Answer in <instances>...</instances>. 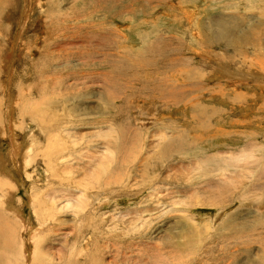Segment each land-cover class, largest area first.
<instances>
[{
	"label": "rangeland",
	"instance_id": "rangeland-1",
	"mask_svg": "<svg viewBox=\"0 0 264 264\" xmlns=\"http://www.w3.org/2000/svg\"><path fill=\"white\" fill-rule=\"evenodd\" d=\"M263 171L264 0H0V264H264Z\"/></svg>",
	"mask_w": 264,
	"mask_h": 264
},
{
	"label": "bare ground",
	"instance_id": "bare-ground-1",
	"mask_svg": "<svg viewBox=\"0 0 264 264\" xmlns=\"http://www.w3.org/2000/svg\"><path fill=\"white\" fill-rule=\"evenodd\" d=\"M219 27H220V30H222L221 29V27H223V31L222 32H218V34L216 35V40H218V41H224V40H226L227 38H229V36H230V34H228V30L226 29V25L224 24V23H220V25H219ZM224 33H226V35H224ZM209 35H214L212 32L210 33L209 32ZM21 36V35H20ZM232 37V41H231V43L230 44H232V45H236L238 42H240V41H243V39L242 38H238V37H235V36H231ZM21 38V37H20ZM157 38V37H156ZM19 39V38H18ZM50 40V39H49ZM178 40V39H177ZM66 43V42H65ZM150 43V46H153V48H143L142 49V54L144 53L145 54V56H147L146 58V60H150V58H151V56H152V53H153V51L154 50H157V49H160L162 46H159L158 45V43H159V41H158V38L157 39H155L153 42H149ZM225 44L228 46V41H226L225 42ZM229 44V45H230ZM243 45V44H242ZM18 46V45H17ZM151 52V53H150ZM140 53V52H139ZM31 54V53H30ZM32 54H34V53H32ZM198 54V53H197ZM199 55H201V54H199ZM72 57V56H71ZM40 58V57H39ZM47 58V57H46ZM65 58V57H64ZM61 59V58H60ZM67 59H69V57L67 58ZM67 59H65V61H68ZM140 60V59H139ZM143 60V59H142ZM141 61V60H140ZM63 62H64V60H63ZM137 63V62H136ZM178 63L181 65V63H183V61L182 60H180V62L178 61ZM178 64V65H179ZM34 68V67H33ZM193 69V68H192ZM59 70V69H58ZM58 70H56L55 72H58ZM194 70V69H193ZM193 70H190V69H188L187 71H186V73H194V71ZM46 71V70H45ZM55 72H53V73H55ZM49 73H51V72H49ZM59 73V72H58ZM196 73H197V71H196ZM146 74H148V75H150V77H152L151 76V73L148 71ZM46 75V74H45ZM146 77H147V79H149L148 81H150L149 83H148V86H154L153 88H156L157 90H158V87L160 86V85H156V84H160L159 82H156V80L155 79H152V78H150L149 76H147L146 75ZM41 78V77H40ZM54 78V77H53ZM147 81V82H148ZM161 88H162V90H163V92L164 93H162L161 94V97H163V99L162 98H160L159 97V99L158 100H162V101H164V99L167 101H169L170 103H171V101H170V97H169V95H170V93L171 92H173L174 91V87H170V85L169 86H166V85H161ZM157 90H156V92L155 93H158L157 92ZM159 91V90H158ZM26 97V96H25ZM169 97V99H166V98H168ZM178 97V99H180V100H182L183 101V98H181V97H179V96H177ZM43 99V98H42ZM28 100V99H27ZM44 100V99H43ZM153 100H155V99H153ZM44 102V101H43ZM18 103H20V102H18ZM17 103V104H18ZM181 104V103H180ZM53 105H54V103H53ZM197 109V110H196ZM195 110H194V114H196V112L197 111H199L201 108L200 107H197ZM203 112V111H202ZM31 116V115H30ZM32 117H35L34 116V114L30 117V118H32ZM41 117H43V119H39L40 120V125H43V126H45V125H47V122H49V123H51V121H47L46 120V118H45V116H41ZM194 117V116H193ZM45 118V119H44ZM46 130V129H45ZM41 131H42V129H41ZM49 132V131H48ZM33 146H34V144H33ZM18 150H15V152H17ZM32 149L30 148L29 150H28V152L25 154V157L29 154V153H32ZM244 151L242 150V152H241V154L243 153ZM46 155H47V153H45ZM240 154V155H241ZM11 155V154H10ZM237 155V154H236ZM240 155H239V158H240ZM36 155L34 154V157H35ZM235 156V155H234ZM262 157V156H261ZM260 157V158H261ZM23 158V157H22ZM31 158V157H30ZM48 158V157H47ZM217 159H218V157H217ZM237 159H238V156H237ZM23 160V159H22ZM213 160V157L212 156H210V162ZM224 160V159H223ZM262 160V159H261ZM31 161H33V160H31ZM31 161H30V159H29V156H28V158L26 159V164H25V166L27 167V165L28 164H31ZM259 161V160H258ZM30 162V163H29ZM51 162V161H50ZM226 162H227V160H226ZM254 163V162H253ZM52 164V163H51ZM228 164V163H227ZM261 164V163H260ZM30 166V165H29ZM28 166V167H29ZM27 167V168H28ZM208 167H209V170H210V172H213V171H215V169H213V168H211L210 166H209V164H208ZM49 169V168H48ZM52 169V168H51ZM8 170V169H7ZM202 170H203V174L206 172L205 171V168H202ZM50 172V171H49ZM264 172V171H263ZM9 173H11L10 172V170H9ZM51 175V174H50ZM31 176V175H30ZM52 176V175H51ZM262 178V177H261ZM124 179V178H123ZM4 181H2V180H0V190H1V192H2V196H3V198H2V201L0 202V204L3 206V208H4V210H6V212L7 213H9L13 218H14V220L16 219V220H20V214L22 213V211L20 210V207L18 208V204L17 205H13V200H14V193H13V191H12V194L10 195V193H9V186L6 184V182L5 183H3ZM216 183H219V182H216ZM215 183V184H216ZM147 184H149L148 186H150V185H152L151 183H147ZM213 184V183H212ZM260 184V183H259ZM11 186V185H10ZM216 187H221V189H222V191H224V192H228V190H229V188H228V186L226 185V184H216V185H214L213 184V188H216ZM257 187V186H256ZM12 188V187H11ZM210 188V189H209ZM213 188H212V186H211V184H209L208 185V187H207V190L206 191H208V192H211L212 190H213ZM254 189V188H253ZM256 190H257V188H255ZM11 190V189H10ZM5 191L7 192V194H5ZM136 191V190H135ZM1 192H0V194H1ZM137 192V191H136ZM232 192H234V190L232 191ZM224 194V193H223ZM233 196V195H232ZM244 196H248V195H244ZM1 197V196H0ZM243 197V196H242ZM251 197V196H250ZM235 199L236 198H238L237 196L236 197H234ZM31 199H33V210H34V212H33V214H35L36 215V219H37V221L39 222V221H41V222H39L40 223V229L42 230L43 229V226L45 227V225H46V222H48L50 219H49V217H47L46 218V216H45V218L46 219H44L43 218V220L41 219V217L39 216V214H37V211H36V207H35V202L37 201L36 199H35V197L33 198V197H31ZM224 200H226V201H231L232 199H228V197L226 198V199H223L222 201H224ZM237 200H240L239 198L237 199ZM18 203V202H17ZM224 203V202H223ZM226 203V202H225ZM228 203V202H227ZM32 204V203H31ZM21 205V204H20ZM19 205V206H20ZM244 208V207H243ZM22 209V208H21ZM48 211V210H47ZM3 214V215H2ZM1 215L3 216V217H5V218H8V217H11V216H9V215H6L5 213H1ZM239 219V214H237V213H233V214H231L229 217H228V219L229 220H231V219ZM14 220H11V221H7L6 219H4V218H2V217H0V249H2V252L4 253V254H7L8 255V258H9V262L11 263V258L12 257H15V255H16V257L17 258H20V252L22 251V249H23V245H21L20 247H19V249H17V250H15V248H16V245H14V241L12 240V239H14L13 238V236H11L12 234H13V230H10V231H8V227H9V224L10 223H12L11 225H12V228L14 229V226L16 227V225H15V223H16V221H14ZM237 221V220H236ZM232 224V223H231ZM35 226H37L36 224H34V223H29V225H28V227H27V229H26V233L27 234H29V236H30V238L29 239H31V242H33V251H32V255L31 256H33V259L31 260L30 259V261H31V264H69L70 262H68L67 260H65V259H63V257H56L55 256V253H52V250H53V246L51 247V246H42V244L44 243V242H42V243H40V247H41V250H42V253H44V255H45V257H42L41 255H40V252H39V249H40V247H39V245H38V243H37V236H34L33 235V228H35ZM49 226H46V231H51L52 229H50V228H48ZM10 228V227H9ZM250 229V228H249ZM44 230V229H43ZM195 231H197V233H198V230H195ZM36 233V232H35ZM38 233V232H37ZM196 237V236H195ZM221 237H226V238H231V235H226V236H223V235H221ZM215 238H220V236H219V234H216V236H215ZM67 241V240H66ZM15 242H16V240H15ZM28 244V243H27ZM50 245V244H49ZM65 245H66V243H65ZM17 247H18V245H17ZM173 249H174V251H177V252H179L180 250V246H177V248H176V250H175V246L173 247ZM24 251V250H23ZM31 251V250H30ZM9 253L11 254H13V255H9ZM16 253V254H15ZM23 254V253H22ZM25 254V253H24ZM24 254H23V256H24ZM26 256V255H25ZM25 258V257H24ZM212 258V257H211ZM16 259V258H15ZM208 260H209V258H208ZM211 260V259H210ZM24 261V260H23ZM211 262H212V260H211ZM19 263V262H18ZM213 263H215V262H213ZM8 264V263H7ZM17 264V263H16ZM24 264V263H23ZM216 264V263H215ZM218 264V263H217Z\"/></svg>",
	"mask_w": 264,
	"mask_h": 264
}]
</instances>
